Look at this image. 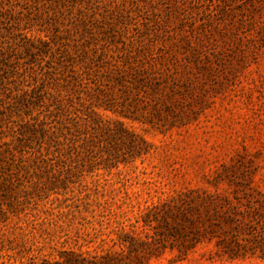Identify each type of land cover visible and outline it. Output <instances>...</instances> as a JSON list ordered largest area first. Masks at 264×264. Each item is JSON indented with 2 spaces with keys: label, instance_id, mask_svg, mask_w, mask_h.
<instances>
[{
  "label": "rangeland",
  "instance_id": "rangeland-1",
  "mask_svg": "<svg viewBox=\"0 0 264 264\" xmlns=\"http://www.w3.org/2000/svg\"><path fill=\"white\" fill-rule=\"evenodd\" d=\"M1 77L0 264H264V0H0Z\"/></svg>",
  "mask_w": 264,
  "mask_h": 264
},
{
  "label": "trees",
  "instance_id": "trees-1",
  "mask_svg": "<svg viewBox=\"0 0 264 264\" xmlns=\"http://www.w3.org/2000/svg\"><path fill=\"white\" fill-rule=\"evenodd\" d=\"M28 48V46L26 47ZM4 61L2 60L1 63H3ZM13 77V73L10 72L9 75L7 76L8 80H12ZM5 80L4 77L0 78V87H4L5 86ZM74 85L76 87H80L78 88V92L79 94H81V92H85L86 94H89L91 96L94 95V91L95 88L100 89L99 87H94L91 85V83L89 81H87L85 78H80L79 80H76V82H74ZM76 89V88H75ZM4 92L2 89L0 90V93ZM6 92V91H5ZM6 96H9V94H7ZM61 96L63 97L62 94L58 93V94H53V98L55 100H59L61 98ZM42 94L38 93L37 94V88L35 87H31L30 85L26 84L25 86H23L21 88V91L18 92V94L15 95H10V101L8 104L6 102H8V100H3L2 97H0V101L2 104H0V108L1 107H5L6 110H4L3 114L0 116V138L2 136V134L6 133L4 129H2L3 127V123L5 124V122L11 121L14 115H18L20 117L21 115V105H27L28 107L30 106L29 104H33L35 105L36 103H39V101H41L42 99ZM10 106H12V108H10ZM24 113L28 114L30 113L29 110H24ZM3 121V122H2ZM32 128V125L28 124L25 126H21L18 131L20 133V136H22L25 133H28V131H30ZM42 136H46V132L42 131L41 132ZM20 141L21 138H19ZM9 155H11L12 157L15 156V153L12 151V149L9 146V143L6 142V147L2 150H0V172H2L4 174V176H1L0 178V188H8L11 186V183H13L12 180L9 179V177H6V172H5V166H6V160L5 159H9L11 157H8ZM12 207V204H11ZM9 210L4 208V204L3 202L0 200V224L3 223L8 217H9ZM182 215H185L184 212H182ZM261 216V221H262V230H261V235L263 236V241H261V244L264 245V212L259 214ZM0 241H4L3 238V234H0ZM103 258H106L105 256H103ZM77 264H79V262H77ZM81 264H85L84 262ZM87 264V263H86Z\"/></svg>",
  "mask_w": 264,
  "mask_h": 264
}]
</instances>
